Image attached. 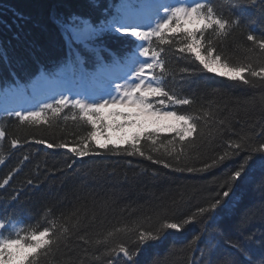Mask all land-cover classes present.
<instances>
[{
    "label": "snow or ice",
    "instance_id": "6c2138e0",
    "mask_svg": "<svg viewBox=\"0 0 264 264\" xmlns=\"http://www.w3.org/2000/svg\"><path fill=\"white\" fill-rule=\"evenodd\" d=\"M256 4L257 0H223L222 7L227 8L229 13L226 16L212 0H157L150 5L138 0H122L121 3L105 7L103 18L99 20L80 13L55 17L71 45L73 68L86 74L91 64L96 73L109 77L108 87L100 93L86 96L80 93L72 95L70 90L59 91L47 97L51 102H38L20 111L9 112L5 109L6 115L16 117L21 126L29 127L41 124L51 126L52 118L67 109L74 121L78 120L90 129L74 142L49 143L46 139L33 142L49 149L65 150L73 157L74 164L77 158L100 155L101 149L138 155L148 160H153V153L163 150L179 163L182 157H186L185 147H194L197 139L208 143L218 138L223 141V150L205 162L202 168L176 169L181 172L208 171L245 153L238 166L219 185L227 190L217 192L206 206H197L190 214L179 219L165 212L155 228H145V218L121 223L103 235L97 234L94 241L88 238L85 231L77 237L85 247L76 264H84L89 258L100 261L102 257L106 258L107 264H139L138 258L148 246L162 242L173 233H181L192 224L206 227L208 221L215 219L213 213L224 209L227 203L224 198L230 197L237 187H243L246 182H254L257 172L261 177L259 189L264 192V142H259V138L264 136V124L260 125V131H256L257 122L254 121L246 132L236 133L235 139H224L226 133L232 132V119H238L235 113L230 114L232 119L219 118L222 109L214 101L209 102L207 107H201L199 114L178 111L195 100L183 95L182 87L177 90L169 83L168 77L173 76V84L175 77L167 67L166 59L168 51L175 50L194 63V67L180 69L184 74L181 79L187 85L191 84L199 69L240 85L255 88L259 84L264 87V37L258 39L251 30L258 25L264 31V0H259L261 12L255 19L244 15L248 6ZM113 8L114 11H111ZM237 9L240 10L239 14H233ZM242 28L249 29L246 40L251 42V47L244 49L243 58L234 59L221 50V45L223 40ZM206 34H211L213 38ZM107 38L123 42L125 47L123 55L113 56L111 60V66L120 70L118 74L111 71L105 59L104 53L111 55L106 45ZM252 54H256L255 59ZM0 55L7 64L6 53L0 50ZM9 76V88L19 93L35 89L43 78L25 81L14 71H10ZM116 80L122 82L116 83ZM260 101L264 109V96ZM255 107L256 98L253 97L245 101L243 111L247 114ZM120 108L131 110L120 111ZM150 125L154 126L151 131H143ZM131 126H137L142 131L134 132L132 138L125 141L127 147L121 148L117 143L110 147L108 143H101L100 137H107L109 129L121 131ZM165 132L172 135L162 138L161 134ZM5 137V126L0 124V141ZM142 139L149 146L147 152L141 144ZM10 146L13 149L20 147L21 141L11 139ZM27 159L24 156L21 163ZM3 163L4 156L0 155V164ZM155 163L163 164L166 168L173 166L162 159ZM68 167L71 168L72 164ZM11 180L12 174L0 180V190L5 189ZM27 183L33 185L32 180ZM19 195L20 192L15 191L9 200L2 202L0 208V264H39L40 260L47 264L50 258L55 260L57 256L61 258L57 264H73L72 257L61 250L68 247L71 238L95 221L96 214L93 213L89 219L87 209L82 211L76 208L67 215L61 213L54 216L49 207L44 210L41 220L34 225H26L9 211ZM103 206L107 207L108 202L105 201ZM85 220L87 224L83 223ZM117 234L134 238L129 242L114 243ZM204 234L205 228L202 227L189 244L198 245ZM93 243L96 247L103 246L101 254H95V250L89 252L87 246ZM250 243L251 236L229 241L226 247L232 250V254H238L240 259H225L222 264H264V235L258 247H252ZM218 248L219 245L211 241L202 249L197 247L194 251L199 252V257L193 259L191 264H217L214 257ZM153 264L160 262L154 260Z\"/></svg>",
    "mask_w": 264,
    "mask_h": 264
},
{
    "label": "trees",
    "instance_id": "16d2710c",
    "mask_svg": "<svg viewBox=\"0 0 264 264\" xmlns=\"http://www.w3.org/2000/svg\"><path fill=\"white\" fill-rule=\"evenodd\" d=\"M122 0H0V50L7 55V64L0 55V93L11 82L10 71H14L22 80H31L45 71L53 74L58 69H69L71 66V45L56 23L57 15L80 13L91 15L93 19L103 18L105 7L121 3ZM218 10L227 16L228 9L222 7L223 0H212ZM93 5H98L94 7ZM114 11V8L111 9ZM237 9L233 14H239ZM261 12L259 0L255 6L244 10L245 17L255 19ZM257 38L264 37L258 25L251 29ZM248 28L238 29L223 40L221 50L234 59L245 55L244 49L251 47L246 40ZM210 39L211 34H206ZM111 55L104 53L106 61L111 65L113 56H121L125 51L123 42L113 38L106 39ZM255 59L256 54H252ZM167 67L175 77L169 76V83L177 90L183 88L182 94L194 98L191 105L182 106L178 111L199 114L201 107H207L214 101L222 111L219 118L231 117L235 113L238 119H232V132L226 133L224 139H235L236 133L246 132L249 126L257 122L256 131L264 124V109L260 98L264 96V87L259 84L252 88L230 81L227 78L197 70L190 85L181 79L184 75L180 69L194 67L190 59L184 58L175 50H169L166 57ZM264 62V61H262ZM94 70L90 64L88 72ZM69 75L81 77V73L73 69ZM256 98V107L247 114L243 111L245 101ZM239 109V111H237ZM172 110V109H169ZM72 113L65 110L59 116L52 118L51 126H21L14 116L0 115V124L5 126L6 137L0 141V155L4 163L0 164V180L12 174V180L5 189L0 190V208L2 202L9 200L15 191H19L18 199L9 209L14 218L22 220L26 225H34L41 220L46 208H52L54 216L61 213L67 215L76 208L88 210V218L96 214V219L87 229H82L68 241V247L62 252L72 257L73 264L81 256L85 247L77 237L87 232L90 240H95L97 234L103 235L109 229L121 223H131L138 218L144 219L145 228H155L165 212L177 219L190 214L197 206H206L217 192L227 190L219 187L231 170H234L245 153L234 160L208 171H176L177 168L193 167L200 169L223 150V141L217 139L212 143L197 139L195 146H186V157L177 163L174 157L166 155L163 150L153 153V160L138 155L114 153L101 149L100 155L77 158L63 149H49L45 145L33 141L46 139L49 143L74 142L90 130L80 121H74ZM146 128L144 131H151ZM167 132L161 137H170ZM195 135V134H194ZM19 139L21 146L11 148L10 140ZM264 142V136L259 138ZM111 145L114 141L106 142ZM159 143V142H158ZM121 148L127 144L117 143ZM144 150L148 144L141 140ZM179 147V145H177ZM130 150V149H129ZM24 156L28 159L23 160ZM162 159L172 164L171 168L155 163ZM72 164L69 168L68 165ZM259 172L254 182H246L243 187H237L234 194L224 198L227 203L223 210L213 213L214 220L207 226L201 224L189 225L181 233L168 235L162 242L145 248L139 256V264H191L198 259L197 247L204 248L209 241L219 245L214 259L222 264L225 259H237L238 254L226 247L227 243L238 237L251 236L250 246L258 247L260 238L264 235V192L259 189ZM32 180L33 185L27 181ZM108 206L104 207V202ZM14 209V211H13ZM150 217V219H148ZM83 223H88L87 220ZM205 228V234L197 244H189L192 238ZM133 236L117 234L114 243L129 242ZM89 252L101 254L103 246L96 247L93 243ZM49 259L47 264H57L60 260ZM39 264H46L40 260ZM84 264H107L106 258L100 261L86 259Z\"/></svg>",
    "mask_w": 264,
    "mask_h": 264
},
{
    "label": "rangeland",
    "instance_id": "374dc122",
    "mask_svg": "<svg viewBox=\"0 0 264 264\" xmlns=\"http://www.w3.org/2000/svg\"><path fill=\"white\" fill-rule=\"evenodd\" d=\"M139 3L150 5L152 3L157 2V0H138ZM169 2H172V0H169ZM113 73L118 74L119 69L111 70ZM43 77L40 79L38 86L35 89H29L27 93H19L11 89L5 90L2 95H0V98L3 99V102L0 103V112H5V109L8 111H20L23 109H27L31 107L34 104H37L38 102H47L43 101L40 97H43L45 95H39V94H46L51 91L59 92V91H65L70 90V93L72 95L76 93H80L81 96L86 95H92L97 94L102 91H104L107 87V79L109 77H106L105 75L93 72L90 76L85 75L83 79H80L75 83V81L72 78L66 77L62 72H59L55 76H49V75H43L39 76ZM122 81L116 80V83H120ZM120 111H129L131 109L127 108H120ZM121 119L122 118H117ZM167 122H174V121H167ZM152 125L148 126V129H152ZM146 129V128H145ZM143 129V131L145 130ZM142 131L137 126H131L126 127L125 129L121 131H116L114 129L108 130V136L107 137H100L101 143H106L108 141H114L116 143H124L125 141L132 138V135L134 132Z\"/></svg>",
    "mask_w": 264,
    "mask_h": 264
},
{
    "label": "bare ground",
    "instance_id": "6f19581e",
    "mask_svg": "<svg viewBox=\"0 0 264 264\" xmlns=\"http://www.w3.org/2000/svg\"><path fill=\"white\" fill-rule=\"evenodd\" d=\"M145 2V0H143Z\"/></svg>",
    "mask_w": 264,
    "mask_h": 264
}]
</instances>
